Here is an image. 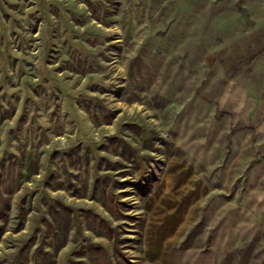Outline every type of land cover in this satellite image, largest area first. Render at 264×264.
<instances>
[{
	"label": "rangeland",
	"instance_id": "rangeland-1",
	"mask_svg": "<svg viewBox=\"0 0 264 264\" xmlns=\"http://www.w3.org/2000/svg\"><path fill=\"white\" fill-rule=\"evenodd\" d=\"M0 264H264V0H0Z\"/></svg>",
	"mask_w": 264,
	"mask_h": 264
}]
</instances>
